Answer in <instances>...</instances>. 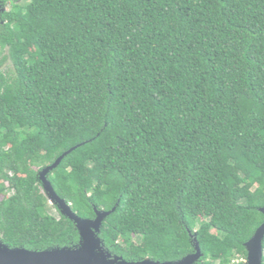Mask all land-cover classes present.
<instances>
[{"label":"trees","instance_id":"obj_1","mask_svg":"<svg viewBox=\"0 0 264 264\" xmlns=\"http://www.w3.org/2000/svg\"><path fill=\"white\" fill-rule=\"evenodd\" d=\"M4 52L1 241L78 244L38 173L85 143L49 180L81 218L116 207L113 255L176 261L195 235L197 264H244L264 222V0H0Z\"/></svg>","mask_w":264,"mask_h":264},{"label":"water","instance_id":"obj_2","mask_svg":"<svg viewBox=\"0 0 264 264\" xmlns=\"http://www.w3.org/2000/svg\"><path fill=\"white\" fill-rule=\"evenodd\" d=\"M84 144L66 151L54 164L38 173V179L42 183L43 192L49 203L56 207L62 216L75 224L80 236L78 244L72 247L32 251L23 247L11 248L0 240V264H197L203 253L195 235H191L195 252L176 261L159 262L146 258L142 261L130 262L122 256L113 255L106 248L100 234L104 221L116 210V207L109 212L95 208L96 217L94 219L81 218L72 211L71 205L57 194L49 180L50 173L59 167L64 158ZM260 212L264 216V208H261ZM263 242L264 222L245 244L248 256L244 264H263Z\"/></svg>","mask_w":264,"mask_h":264},{"label":"rangeland","instance_id":"obj_3","mask_svg":"<svg viewBox=\"0 0 264 264\" xmlns=\"http://www.w3.org/2000/svg\"><path fill=\"white\" fill-rule=\"evenodd\" d=\"M6 56H7V54H6V52H4L1 56H0V58H1V62H3V70H6V69H8L9 67H11V63H10V61H9V59L8 60H4V59H6ZM50 213L51 214H53L54 216H58V214H57V211L54 209V210H50Z\"/></svg>","mask_w":264,"mask_h":264},{"label":"flooded vegetation","instance_id":"obj_4","mask_svg":"<svg viewBox=\"0 0 264 264\" xmlns=\"http://www.w3.org/2000/svg\"><path fill=\"white\" fill-rule=\"evenodd\" d=\"M0 60H1V58H0ZM0 63H2L1 61H0ZM3 64L2 65H0V70H3L2 68H3Z\"/></svg>","mask_w":264,"mask_h":264}]
</instances>
